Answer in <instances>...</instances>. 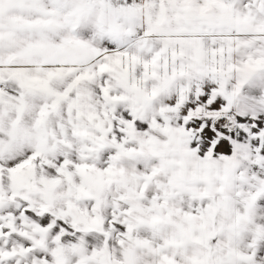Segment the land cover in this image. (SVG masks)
Listing matches in <instances>:
<instances>
[{"label": "snow or ice", "instance_id": "1", "mask_svg": "<svg viewBox=\"0 0 264 264\" xmlns=\"http://www.w3.org/2000/svg\"><path fill=\"white\" fill-rule=\"evenodd\" d=\"M0 264H264V0H0Z\"/></svg>", "mask_w": 264, "mask_h": 264}]
</instances>
